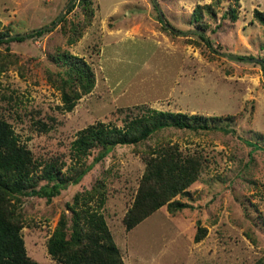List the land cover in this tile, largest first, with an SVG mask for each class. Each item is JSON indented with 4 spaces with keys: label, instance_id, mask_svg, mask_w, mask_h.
<instances>
[{
    "label": "rangeland",
    "instance_id": "obj_1",
    "mask_svg": "<svg viewBox=\"0 0 264 264\" xmlns=\"http://www.w3.org/2000/svg\"><path fill=\"white\" fill-rule=\"evenodd\" d=\"M88 1L89 12L80 0H0V30L46 28L9 41L15 61L0 71V118L29 149L36 172L52 160L67 179L79 128L96 121L121 128L147 107L193 114L205 126L169 124L115 144L49 200L19 194L22 262L62 264L47 253V237L61 212L79 208L75 192L89 191L83 205L101 213L123 264H264V30L252 17L264 0ZM57 50L81 56L93 73V86L69 110ZM166 142L198 161L195 178L170 197L188 205L169 211L162 203L126 226L145 161Z\"/></svg>",
    "mask_w": 264,
    "mask_h": 264
},
{
    "label": "trees",
    "instance_id": "obj_2",
    "mask_svg": "<svg viewBox=\"0 0 264 264\" xmlns=\"http://www.w3.org/2000/svg\"><path fill=\"white\" fill-rule=\"evenodd\" d=\"M80 1L84 10L91 11L88 0ZM233 2L236 5V0ZM72 5L73 3L69 4L68 8ZM234 5L229 7L227 12L231 19L235 18ZM195 13L198 16V13ZM89 16L90 13L84 15L85 20L79 23L77 33L89 22ZM252 17L263 26L264 30V10L252 8ZM157 18L162 28L169 27L159 13ZM44 30L46 28L43 26L30 29L26 33L10 34L6 30H0V44H4V50H0V71L8 63L15 61L14 54L8 51L9 41L37 35ZM68 39L74 38L68 37ZM54 57L67 66L66 76L59 78V86L62 108L69 110L74 100L93 86V73L88 63L79 55L66 50H57ZM146 109L147 114L135 117L121 128L110 126L103 121L92 122L79 128L71 141L75 151V161L70 165L71 174L67 179L59 177L55 170L58 168L52 160L42 162L36 172L38 166L31 159L29 149L19 143L9 123L0 118V264H24L22 238L19 233L22 223L20 214L15 210L19 194L30 191L49 200L67 182L76 183L92 164L102 158L105 152L115 144L135 143L147 137L153 129L164 125L205 126L202 123H193V114L179 111L172 113L149 107ZM92 147L95 148V152L87 162L83 158L91 152ZM145 162V173L140 180L134 202L136 213L132 208L129 209L132 212V221L126 222V226L141 220L162 203H165L169 211L188 205L186 202L170 199V197L180 192L195 178L198 168L196 157L182 156L177 152L174 144L166 142L161 143L155 155L146 159ZM39 178L43 179L41 183L38 182ZM79 195L82 197L80 198L82 204L77 202ZM90 195L89 191L75 192L73 200L75 199V206L79 205V208L69 206L68 217L60 213L47 237L46 251L51 258L62 264H123L101 213L83 205ZM201 229L198 227L196 239L201 235Z\"/></svg>",
    "mask_w": 264,
    "mask_h": 264
},
{
    "label": "water",
    "instance_id": "obj_3",
    "mask_svg": "<svg viewBox=\"0 0 264 264\" xmlns=\"http://www.w3.org/2000/svg\"><path fill=\"white\" fill-rule=\"evenodd\" d=\"M159 14H160V16H162V14H161L160 11H159ZM227 55L233 57V54H232V53H227ZM262 64H263V63H262Z\"/></svg>",
    "mask_w": 264,
    "mask_h": 264
}]
</instances>
